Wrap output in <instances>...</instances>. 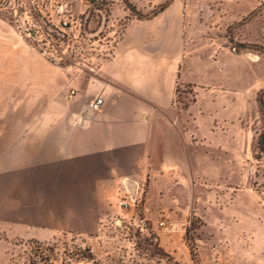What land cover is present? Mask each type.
Returning <instances> with one entry per match:
<instances>
[{
	"label": "rangeland",
	"instance_id": "rangeland-1",
	"mask_svg": "<svg viewBox=\"0 0 264 264\" xmlns=\"http://www.w3.org/2000/svg\"><path fill=\"white\" fill-rule=\"evenodd\" d=\"M172 1L8 0L0 4V66H60L69 76L91 78L115 59L131 22L157 15ZM177 1L183 60L213 63L222 51L231 55L230 65L244 71L235 77L240 87L227 73L221 86H211L215 78L209 74L194 84L197 89L178 84L173 109L185 111L194 104L195 110L200 91L207 99L203 110L212 116L209 128L218 135L231 129L241 133L240 165L235 172L219 165L216 181L194 180V185L189 178L160 182L147 177L139 185V202L118 207L124 188L93 231H55L43 239L49 231L0 223V264H264V151L259 144L264 112L254 99L264 89V0ZM62 14L73 16L64 31L56 27ZM30 17L50 30V44L25 34ZM234 44L236 53L230 50ZM192 68L198 75L199 66ZM261 98L264 103V93ZM210 154L219 160L229 156L221 149ZM160 220L165 226L158 225ZM79 247L81 253H75ZM84 247L90 251L83 254L93 259L81 256Z\"/></svg>",
	"mask_w": 264,
	"mask_h": 264
},
{
	"label": "crops",
	"instance_id": "crops-1",
	"mask_svg": "<svg viewBox=\"0 0 264 264\" xmlns=\"http://www.w3.org/2000/svg\"><path fill=\"white\" fill-rule=\"evenodd\" d=\"M181 6L173 0L131 22L115 59L91 78L69 76L60 66H0V223L49 231L43 239L93 231L109 203L147 177L212 182L219 165L235 172L241 133L209 128L200 91L195 110L173 105L178 84L197 89L209 74L211 86H221L227 73L240 87L235 77L244 69L222 51L213 63L183 60ZM191 66H199L198 75ZM99 94L101 108L86 124L73 123L72 114ZM214 149L229 156L213 158Z\"/></svg>",
	"mask_w": 264,
	"mask_h": 264
},
{
	"label": "built area",
	"instance_id": "built-area-1",
	"mask_svg": "<svg viewBox=\"0 0 264 264\" xmlns=\"http://www.w3.org/2000/svg\"><path fill=\"white\" fill-rule=\"evenodd\" d=\"M8 0H0V4H4ZM82 0H80L81 2ZM86 1H93V0H86ZM60 11H63V8L60 7ZM48 22H52L51 19H48ZM73 22V16L72 14H62V17L57 20V25L56 27L62 31L66 28H70L71 24ZM25 34L31 38H34L35 40H40L42 44H50V30L45 28L44 25H42L38 20L32 19L30 17V20L27 22L26 27L24 28ZM44 40L46 42H44ZM230 50L233 53L237 52V45L234 44L231 46ZM74 93V90L71 89L69 91V94L67 96L71 97L72 94ZM104 104V98L102 95H97L93 100H91L88 104H86L79 112L72 114L71 118L73 123L77 125H84L88 122L90 115L99 110L101 106ZM138 185H136L135 191L128 192L121 197L118 198L117 205L120 208H127L129 206L135 205L136 203L139 202V196H138V190H139ZM139 227H143L144 222L141 220L139 222ZM159 226H165V221L160 220L158 222Z\"/></svg>",
	"mask_w": 264,
	"mask_h": 264
},
{
	"label": "trees",
	"instance_id": "trees-1",
	"mask_svg": "<svg viewBox=\"0 0 264 264\" xmlns=\"http://www.w3.org/2000/svg\"><path fill=\"white\" fill-rule=\"evenodd\" d=\"M263 93H264V89L260 90V92L257 93V103H258L260 109L264 112V103H263L262 98H261V95ZM263 138H264L263 136L260 137L259 144H260L262 150L264 151V139ZM74 248H76V247H74ZM80 250H81V247H79L78 249H75V253H78V254L81 253ZM83 250H84V252H82V254H81L82 257H85L89 260L93 259L92 255L90 256L87 254H83L86 252L89 253V251H90L89 247H84Z\"/></svg>",
	"mask_w": 264,
	"mask_h": 264
}]
</instances>
